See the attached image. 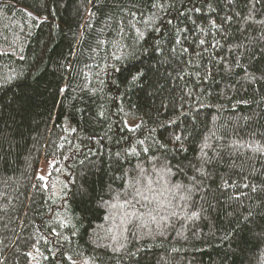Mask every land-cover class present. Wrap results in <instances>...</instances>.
<instances>
[{
  "label": "trees",
  "instance_id": "16d2710c",
  "mask_svg": "<svg viewBox=\"0 0 264 264\" xmlns=\"http://www.w3.org/2000/svg\"><path fill=\"white\" fill-rule=\"evenodd\" d=\"M0 264H264V0H0Z\"/></svg>",
  "mask_w": 264,
  "mask_h": 264
}]
</instances>
